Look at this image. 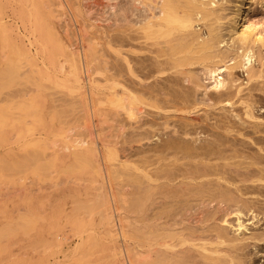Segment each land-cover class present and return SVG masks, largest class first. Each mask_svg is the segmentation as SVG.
Segmentation results:
<instances>
[{
    "label": "bare ground",
    "instance_id": "bare-ground-1",
    "mask_svg": "<svg viewBox=\"0 0 264 264\" xmlns=\"http://www.w3.org/2000/svg\"><path fill=\"white\" fill-rule=\"evenodd\" d=\"M41 3L43 11L49 13L50 3ZM253 3L263 5L264 0H104L107 12L103 17L102 53L94 45H87L85 38V52L57 47V58L63 59H57L59 65L57 69L55 66L54 74L71 80V92L76 94L65 111L53 102L50 107L49 94L44 92L43 108L55 110L54 117L50 116L53 122L48 124L42 119L38 128L25 124L24 140L30 142V147L31 143L38 144L35 146L38 150L31 152L29 148L31 153L26 157L22 153L25 158L20 156L14 161L23 158L25 164L42 160L37 165L41 170L36 167L40 173L52 167L50 164L58 165L55 184H68L69 192L82 191L91 198L70 199L71 213L65 217L74 218L68 221L69 231L58 233L57 223L46 231V236L52 239L46 238L45 242L42 238L45 244H41L50 243L54 247L46 258H41L45 264H59L60 256L67 257L64 247L72 238L75 245L70 254L75 256V264H98L97 253L105 247L101 246L100 250L99 243L109 245L105 250L109 257L106 264H247L249 261L255 264L253 259L248 260L247 244L242 241L262 237L230 236L228 227L235 220L236 230L246 228L240 221L243 213L251 212L252 219L264 215V203L259 198L264 197V154L260 153L264 152V136L257 135L263 129L252 121L244 120L245 124L236 114L240 123L219 116L211 123L207 122L208 117H195L196 122L192 123L193 119L188 117L179 126L180 130L175 127L168 130L167 125L154 122L152 116L159 111L191 115L196 107H264V28L260 27L264 22L260 23L250 13ZM85 13L89 20L95 21L89 9ZM15 36L20 37L18 33ZM77 44L79 41H72L70 47ZM24 55L30 54L24 48H16L15 57L24 59ZM99 56L103 57V66L100 65L103 83L91 76L92 65ZM252 56L257 65L250 62ZM66 60L70 61L67 70L63 65ZM12 67L4 66L0 71L2 88L16 78L17 71ZM240 71L245 73L244 78L240 77ZM48 85L51 86L47 82L43 84L44 91H48ZM53 87L67 90L59 78ZM4 112H0V124H4L7 111ZM145 116L151 119H144ZM245 116L255 117L249 109ZM94 117L96 124L92 123ZM51 127H56L52 132L59 136L56 140L48 138ZM155 130H166L167 136L160 138L159 143L145 145L155 136ZM201 134L204 137L199 138ZM251 144L257 145L258 150L248 152ZM50 147L56 149L49 151ZM7 163L10 162L6 160L4 164ZM24 164L15 165L25 168ZM82 168L89 173L88 177L78 174ZM80 207L86 217L78 211ZM24 211L23 223L28 235L37 216L39 221L45 220L47 210L41 204L36 208L28 199ZM45 225L39 224V234H44ZM37 246L34 249L40 248Z\"/></svg>",
    "mask_w": 264,
    "mask_h": 264
},
{
    "label": "rangeland",
    "instance_id": "rangeland-1",
    "mask_svg": "<svg viewBox=\"0 0 264 264\" xmlns=\"http://www.w3.org/2000/svg\"><path fill=\"white\" fill-rule=\"evenodd\" d=\"M41 1L42 2L46 1L47 3H50V4H48V6L49 5L50 6L47 7L49 13H46L45 11H43L44 6L42 5ZM44 1L43 0H0V21L2 20L1 22L3 24V27L0 28L1 29L0 30V71L4 68V66H8V65L13 66L12 69L17 71V72H15L16 78H14V80L15 79L16 80L15 81L13 80L12 81L13 83L11 81H8L9 83L6 82L8 84L6 85V83H5V85H4L5 88H2L3 85L0 86V112L5 111L4 113H6V111H7L6 116L3 117L4 118L3 120H5L3 122L4 124H0V157H2V158H0V163L3 164V165L0 164V214H3V215H0V235H1V233L6 234L4 236L3 235L0 236V264H45V261L43 260L44 257L46 258V256L49 254V252L51 250H53V247H54L53 244L49 245L50 243L48 244L49 246L47 245V243L45 246H43V244H41L47 239L48 240L52 239L51 238L52 236L49 235L50 233L48 234L49 236H46L47 235L46 231L49 230L52 226L55 227L56 223L59 224L58 225L59 227L57 226V229L59 228L58 233L61 234V233H66V231H69L71 229V225L68 224V223H70L68 221H70L74 218V216H71L68 218L65 217L66 215L70 216L69 213H71V211H70L71 204L69 201L75 200L76 198H77V200L80 199L81 201L85 200L87 198L88 199L91 198L90 196L88 197L87 195H85L84 192H82V191L69 192L70 189H69L68 184H64L61 186L56 185L55 184L56 179H57V173H56L57 171L56 170H58V165L50 164L52 167H50V168L48 167L49 169H47V170L43 169L44 174H47L46 172L49 171V173L46 175L47 176L46 177V176H44L42 171L40 173L41 169L37 167V165L40 164V162L42 160H39V161H37V159L34 161L30 160L31 162H28L30 164H28V163L24 164V161L21 160L23 158H21L20 160L18 159L19 162L21 161L20 163H18L17 160L14 161L16 158H20V156L26 157L28 153L32 152V150H33V152L38 150V148H35V146L36 145L38 146V144L34 145L35 143H31V145L33 147L32 146L30 147V142H28L29 143L28 144L27 141L24 140V131L27 129V128L24 129L25 126L27 125L26 127L31 126V127L38 128V126H40L41 122H43L42 119L48 124L53 122L52 118L54 117L53 113L55 110L53 108H50V109H44L43 108L44 107V105H43L44 92H47V94L50 95V96L47 95L48 105L50 107L52 106L51 103L53 102V104H55L57 107H62V109L65 111L68 109L67 106L70 108V105H68V103L70 102L69 100L71 99V97H73L76 94V92H71V88H70L71 80H69L67 78H63V76H61V74H59V73H58L59 75L54 74L53 70H56L58 68V65H59L58 62H57L58 65L56 64L57 59L58 58L61 60L63 59L62 57L57 58L58 48L62 46V48L65 49V51L69 50V48H70V50L72 52H73V49L76 48L77 50L74 49L75 53H79V51L82 52L83 50L85 52L87 47L85 48L86 41H84L83 38H85V40H87V45L88 44L94 45L95 48L98 50V53H102V48H103V44H101L103 42V35H104V33L102 32L103 26H104L103 17H104V15H106L105 13L107 12L106 11L107 9L104 6V0H99V1L98 0L97 1L96 0H53V1L52 0H44ZM81 5H83V6H81ZM85 5H86V7H85ZM88 9L90 10L92 17H94L93 18L95 20L94 22L89 20L88 14L85 13L86 10H88ZM79 10H81L82 12ZM26 11H28L27 12L28 14L26 13ZM249 11L253 15V17L256 20H258L260 23L264 22V4L260 5V3H256V4L253 3L250 5ZM85 18H87V19H85ZM260 27L264 28V24H260ZM35 29L37 30V32ZM28 31H29V33H28ZM53 32H55V34ZM84 32H86V33H84ZM222 32L226 33L224 30ZM16 33H18L20 35V37L15 36ZM47 35H49V36H47ZM60 35H62L61 39H60ZM64 35H65V38H64ZM87 36H89V37H87ZM94 36H95V38H94ZM96 37H98L97 40H96ZM226 37L227 36H225V38ZM80 38H81V40H80ZM88 38H89V40H88ZM55 39H57V41ZM25 41L29 42V43H26ZM72 41H73V43H74V41H79V44H77L76 46H73V48H72V47H70V43ZM80 42L82 43L81 44L82 48L80 47ZM56 44H57V46H55ZM38 46H39V48H38ZM1 48H2V50H1ZM16 48H18V49L24 48V50L27 51L28 55L29 54L30 55L28 57L24 55V59H18L17 57H15ZM40 50H41V52H40ZM42 52H43V54H42ZM49 56H51L52 58H50ZM25 57H27L28 59H26ZM102 58H103L102 56H99V58H98L99 61L97 60L96 64L94 63V65H92V67L94 69H93V72L91 75V76H93L92 78L94 80L96 79V81H99L100 83H103V80H102L103 79V69H101V66H103V59ZM15 59H16V62H15ZM53 59L55 61H53ZM254 59H255V56H252L250 58V60H251L250 62L252 64L254 63V65L255 64L257 65L258 62ZM7 62H9V63H7ZM5 63H7L8 65ZM17 63H19L20 66H18L19 64H17ZM16 64H17V67L15 66ZM69 64H70V61H68V60H66V62H64L63 65H64L65 70L68 69L67 67H69ZM95 65H97L98 68H96L97 66H95ZM55 66H57L56 69H55ZM18 67H20V68H18ZM15 68H17V70ZM28 71H29V73L31 71L32 74L31 73L29 74ZM24 72H26V73H24ZM46 72H49L50 74L45 75ZM27 73L29 76H26ZM22 75H24V76H22ZM25 76L28 77L29 79H27ZM33 76H35L36 79ZM45 76H48L49 78H47V80H46ZM23 77H25V78H23ZM240 77L244 78L245 73L241 74V71H240ZM55 78L56 79L59 78L66 85L67 90H65V87H56V88L53 87L54 82L56 81ZM37 80L40 83L39 85H38ZM27 81H29V82H27ZM205 81H207V80H205ZM32 82H34V84ZM46 82H47V84H49V83L51 84V86L50 85H48V86H50L53 90L50 87H48L49 88L48 91H47V89L44 91L43 84H45ZM35 83H36V85H35ZM52 83H53V85H52ZM85 84H87V83L85 82ZM33 85L36 87H34ZM41 86H42V88H39ZM85 86L88 87V85H85ZM24 87H25V89H24ZM37 87L39 89H37ZM35 88L42 95L39 92L37 93ZM56 89H57V91H54ZM49 91H51V92H49ZM52 91H53V94H52ZM67 91H68V93H67ZM35 93H37V94H35ZM62 93H63V96H65L67 99H65V97H63V96H60V95H62ZM260 94L263 95L262 93H260ZM56 95H58V97ZM51 96L52 97L54 96L56 99L54 98V100H53ZM202 96L203 95H199V98L200 97L205 98V96L204 97H202ZM59 97H60V99H59ZM29 98H31V99H29ZM57 99H59V100L57 101ZM63 99H64V101H63ZM29 101H30V103H29ZM65 101H66V104H65ZM58 102H60L59 105H58ZM24 104H25V106H24ZM28 104H29V106H28ZM27 106H28V108H26ZM56 106H54V107H56ZM34 107H36V108H34ZM71 108H73V107H71ZM219 108L223 109L225 107H210V108L209 107H196L194 109L193 114H191V115H188L186 113H179V112L172 113V112L159 111L156 114H152V116H154V118H153L154 122H156L160 126L167 125L168 130L172 129L174 127L176 129L180 130L179 126L183 125L187 121L188 117L193 119V120H190L192 123L196 122V121H194V120H196L195 117H199V116H200L199 118H204V119L208 117L207 122H209V123L213 122L212 120H214V118H217L218 116L222 120L223 119L226 120V118H227V119L233 121L232 119H234V122L240 123L241 121L240 122H237V121L239 120L238 117H241L240 120H243V121L245 120L247 122L252 121L251 123H256V124L258 123L259 124L258 128H260V130H262V129L263 130L258 132L257 135L260 137L264 136V107H251L252 109H250V107H243V108L240 107V109H239V107H236V108L235 107L234 108L233 107H226V109H223L224 111L219 109ZM241 108H242V110H241ZM37 109H38V111H37ZM246 109H249L255 117L249 118L248 116H245ZM149 110L156 111L154 109H149ZM203 110H205V111L203 112ZM32 111H36V112H32ZM207 113H209L210 115ZM224 113H225V115H224ZM30 114H32V116ZM217 114H219V115H217ZM236 114H238V117H236ZM13 115H14V117H13ZM229 115L231 116V118ZM11 116H12V118H11ZM226 116H228V117H226ZM181 117H183V118H181ZM14 118H16V119L13 120ZM11 119H12V121H11ZM24 119H26V120H24ZM144 119H151V117L145 116ZM31 120H32V122H31ZM245 121H244V123H245ZM26 122H28V123H26ZM247 122L245 124H247ZM92 123L93 124L97 123L96 117L92 118ZM49 129H50L48 132L49 140L58 139L59 136L56 137V135H52V134H54L52 132L54 129H56V127H51ZM165 132H166V130H158V132L155 130V136H153L150 139L151 141H148L149 143L147 142L145 145L159 143L160 138H165L167 136L165 134ZM177 135H179V134H177ZM198 137L202 138V137H204V135L201 134ZM246 140H248V139H246ZM196 143H198V141ZM133 145L135 146V144H133ZM25 147H26V149L24 150ZM250 147L251 148H248V152H253V150L255 151L256 149L258 150L257 145L255 146L254 144H251ZM29 148L31 149V152H29ZM48 149H49V151H52L51 149H56V148L50 147ZM47 152H48V150H47ZM22 153L24 156L22 155ZM24 153H26V154H24ZM260 153L264 154V152H260ZM3 160H5V161L7 160V162L9 161L10 163L4 164L5 161H3ZM10 160H13V163H15V164L17 163V166H19V165L21 166L24 164L25 168L24 167H22V168L16 167V165L12 164L11 163L12 161H10ZM32 164H34V165H32ZM6 165H7V168H5ZM2 166H5V167L2 168ZM30 166H32V167L34 166V167L33 168L31 167V169L29 170ZM36 167L40 170L38 171ZM78 174L79 175L81 174L82 175L81 177H83V178H86L89 176V173H86L84 168H82L81 171L78 172ZM36 178H38L40 181H38V179H36ZM28 179H29V181H28ZM41 180L43 181L42 183H41ZM47 180H48V184L46 185ZM28 182H29V185H28ZM39 183H41L42 186ZM26 184H27L28 189L25 188ZM43 185H45V186H43ZM40 186H41V188H40ZM46 189H48V190H46ZM29 191L31 192V195L27 194ZM55 191H56V193H55ZM62 191H64V192H62ZM65 193L67 194V196L63 195ZM63 196H66V197H63ZM60 197H63V198L60 199ZM40 198H42V199H40ZM259 198H260V201H262V203H264V200H263L264 197L263 198L259 197ZM28 199H31L33 201V204L36 208L39 204H41L43 209L47 210V211H45L46 213L44 214V217H43V218H45V220H43V221H42V219H41V221H39L37 215L33 216V217L37 216V218L34 220V223H33L34 226L32 224V226H33L32 232H29L27 235L26 234V227L24 225V223H25L24 222L25 221V215H24L25 211L24 210H26ZM63 202H66L65 205H63ZM48 204H49V206H48ZM83 205H84V203H83ZM85 205H87V202H85ZM62 207L64 208V210ZM67 209H68V211H67ZM53 211H54V213H53ZM78 211L80 212V214L82 216L86 215V214H84V211H85L84 209L81 208ZM51 212H52V214H51ZM61 212H63V213L61 214ZM53 214H54V216H53ZM251 216H253V214L251 215V212L243 213V215L240 216V221L242 220V222L244 223L246 228H243V229L239 228L236 230V226H235L236 221L233 220V222L231 223V225L232 224L233 225L231 227L230 226L228 227V232H229L230 236H237L239 238L240 237H249L253 234H258L260 237H262L261 239H258V240H256V239L253 240V239L248 238V239L243 240L242 242H245L247 244L245 251L248 252V258H250L248 260L253 259L255 264H264V215L259 214L258 216H256L253 219L251 218ZM57 217H58V219H57ZM20 218H21V220H20ZM22 219H23V221H22ZM233 219H234V217H233ZM18 220H20V221H18ZM11 221H13V222H11ZM66 221H67V223H66ZM20 222H22V223L24 222V223L21 224ZM41 223H42V225L46 224L44 227V229H45L44 234L43 233L39 234L38 228H39V224L41 225ZM63 223H64V225H63ZM1 227L3 229H1ZM15 229H17L18 231ZM3 230H5V232ZM11 232H13V233H11ZM68 234H70V233H68ZM42 238L44 241L42 240ZM39 242H40L42 247L40 246ZM45 242H44V244H45ZM69 243H70L69 245L64 247V249H65L64 252L67 250L65 253H66L67 257L68 256L69 257L68 258L64 257V259H63L60 256V258L58 259L59 264H65V263L75 264V261L73 260V257H75V256L70 254L72 248L74 247L73 245H75V239L72 238L69 241ZM37 245L40 246V248L42 249L41 251H40V248L34 249ZM106 245L107 244L102 245V243H99V249L100 250L102 249L103 246H105V247H103L104 250L97 253L100 256V258H99L100 261L98 262V264L99 263L100 264H106L109 260V257L107 255L108 251H105L109 245L108 246H106ZM27 246H29V247H27ZM47 247H48V249H47ZM47 250H49V251H47ZM101 253H102V255H101ZM104 254H106V255L103 256ZM30 255H32V256H30ZM29 257H31V258H29ZM39 257H40V259H39ZM41 258H43V259L41 260ZM49 259H50V262L53 261L51 256H49ZM105 259H107V260L105 261ZM90 264H94V263H90ZM129 264H136V263L130 262ZM247 264H250V261L247 262Z\"/></svg>",
    "mask_w": 264,
    "mask_h": 264
}]
</instances>
